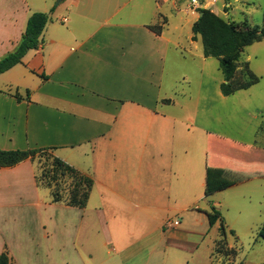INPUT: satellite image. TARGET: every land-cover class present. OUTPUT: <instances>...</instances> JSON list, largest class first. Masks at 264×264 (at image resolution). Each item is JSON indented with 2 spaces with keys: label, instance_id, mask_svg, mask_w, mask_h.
Returning <instances> with one entry per match:
<instances>
[{
  "label": "crops",
  "instance_id": "obj_1",
  "mask_svg": "<svg viewBox=\"0 0 264 264\" xmlns=\"http://www.w3.org/2000/svg\"><path fill=\"white\" fill-rule=\"evenodd\" d=\"M179 1L0 0V60L17 49L33 13L50 14L40 48L0 75V150H50L91 177L87 206L76 209L81 218H102L111 239L109 215L158 214L165 234L168 223L178 222L173 230L183 225L170 214L208 219L201 202L226 190L230 176L235 186L264 181L257 176L264 149L226 152L229 139L210 127L215 101L230 96L221 91L224 77L216 94L202 93L215 58L205 57L193 30L188 47L180 34H168L167 5L181 17L175 30L183 14L191 29L200 17ZM164 18L157 35L149 26ZM214 150L221 153L216 164ZM39 173L32 159L0 168V255L8 251L16 264L23 254L41 260L32 229L47 231L49 209L62 207L50 189L44 196Z\"/></svg>",
  "mask_w": 264,
  "mask_h": 264
},
{
  "label": "rangeland",
  "instance_id": "obj_2",
  "mask_svg": "<svg viewBox=\"0 0 264 264\" xmlns=\"http://www.w3.org/2000/svg\"><path fill=\"white\" fill-rule=\"evenodd\" d=\"M198 1L201 7L193 6L191 0L179 2L190 13L196 11L195 16H199L198 11L205 8L230 23L264 26V0ZM171 9L169 5L165 8V13L170 18V23L166 26L167 32L171 35L180 34L182 45L188 47L187 37L192 33L191 27L186 24L189 18L183 14V27L175 30L181 17L174 15ZM194 40L199 43L201 37L196 36ZM199 46L202 51V44ZM212 60L215 65L208 70V77L204 80L206 88H203L202 93L207 89L208 94H216L218 83L224 77L223 72L217 69H220L218 59ZM238 67L234 83L245 80L246 67L259 78V82L247 90L236 92L234 97L230 96L228 103L215 101L210 127L218 135L229 139L222 143L225 151L228 149L226 152L250 155L253 153L251 149L255 147L264 149V38L245 49L239 58ZM192 81L196 79L193 78ZM198 87L199 85L193 84L192 91L199 90ZM220 155V151H213L214 164ZM54 157L50 150H44L35 160L38 162L39 174H44L47 181H53V185H57L55 189L63 193L65 200L59 203L62 207L49 209L48 215L53 218L51 228L48 226L47 231L37 226L32 229L31 245L37 250L41 260H36L34 255L23 254L19 257L22 259L20 264H264V239L259 238V234L264 231L262 179L257 180L254 185L248 183L235 186L231 180L233 176H230L222 184L226 190L200 204L210 212L211 205L215 204L221 212L227 227L228 246L237 252L230 254L223 245L217 246L221 240V223L210 228L208 219L196 213L180 216L170 214L168 217L171 221H182L183 225L179 228L184 231L178 232L179 228L173 230V226L167 224L168 231L165 234L160 229L158 214L140 215L128 210L116 214L115 218L109 215L111 239L103 226L102 218L97 219L93 213L87 212L84 219L76 207L66 208L73 179L68 174L61 175L57 171L53 165ZM257 176H264V167L257 165ZM42 187L45 196L47 188ZM47 194L50 197V193ZM65 226L69 227L68 232L65 231Z\"/></svg>",
  "mask_w": 264,
  "mask_h": 264
},
{
  "label": "trees",
  "instance_id": "obj_3",
  "mask_svg": "<svg viewBox=\"0 0 264 264\" xmlns=\"http://www.w3.org/2000/svg\"><path fill=\"white\" fill-rule=\"evenodd\" d=\"M61 2L62 0L58 1L56 5ZM198 12L202 16L193 25L194 38L196 36L201 37L205 57L217 58L220 61V67L225 78V82L221 84L223 95L231 96L240 90H247L257 84L259 78L251 72L249 67H246L243 82L236 84L234 79L239 68L238 61L241 54L247 47L264 38V26L251 27L246 23H230L210 9L201 8ZM49 20V13L35 12L30 16L26 31L17 49L0 60V75L21 64L23 58L30 51L40 48L41 37ZM166 25L167 21L163 20L156 25L149 26V28L157 35H161ZM16 96L18 97L17 94ZM42 151L44 149L0 150V168L14 167L28 159L35 160V157ZM53 165L61 175L68 174L73 179L67 201L68 205L80 209L86 208L94 180L57 157H54ZM38 181L52 191L54 203L65 200L63 193L55 189L57 185H53V181H47L44 174H39ZM207 215L210 228H213L218 222L221 223V240L217 246L221 244L230 254H237L235 249L228 246L227 227L221 212L212 207V211L208 212ZM231 233L235 235L234 231ZM263 233H260L259 237H262ZM0 264H15L8 251L0 255Z\"/></svg>",
  "mask_w": 264,
  "mask_h": 264
},
{
  "label": "built area",
  "instance_id": "obj_4",
  "mask_svg": "<svg viewBox=\"0 0 264 264\" xmlns=\"http://www.w3.org/2000/svg\"><path fill=\"white\" fill-rule=\"evenodd\" d=\"M191 3H192L193 6L201 7L198 0H191ZM176 224H178V222H176ZM175 225L172 224V223H168V226H175Z\"/></svg>",
  "mask_w": 264,
  "mask_h": 264
},
{
  "label": "water",
  "instance_id": "obj_5",
  "mask_svg": "<svg viewBox=\"0 0 264 264\" xmlns=\"http://www.w3.org/2000/svg\"><path fill=\"white\" fill-rule=\"evenodd\" d=\"M202 16V14H200V17Z\"/></svg>",
  "mask_w": 264,
  "mask_h": 264
}]
</instances>
